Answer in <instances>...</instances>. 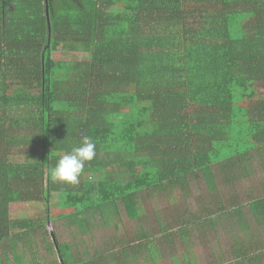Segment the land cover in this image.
<instances>
[{"label":"trees","instance_id":"1","mask_svg":"<svg viewBox=\"0 0 264 264\" xmlns=\"http://www.w3.org/2000/svg\"><path fill=\"white\" fill-rule=\"evenodd\" d=\"M59 50L88 60L56 61ZM58 103L65 108L56 110ZM84 137L97 154L80 183L54 181L56 160ZM255 151L264 153V0H0L2 264H38L34 242L54 219L73 225L89 209L110 217L120 206L138 219L136 198L148 190L174 205V212L154 211L155 236L190 248L202 228L214 233L221 226L214 220L230 212L251 234L248 215L264 226V184L245 206L235 193L227 204L210 193L218 195V178L231 184L224 174ZM12 153L40 163L13 166ZM199 179L209 184V201L192 208L190 184ZM41 194L44 221L9 219V205ZM53 194L63 208L56 217ZM49 235L48 245L40 236L44 251L74 264L56 232ZM127 238L118 240L130 245ZM152 238L134 244L145 264L161 258ZM17 240L29 254L20 255ZM261 250L262 243L242 248L238 241L222 256L238 264ZM187 252L188 264H199ZM99 264H110L107 255Z\"/></svg>","mask_w":264,"mask_h":264},{"label":"rangeland","instance_id":"2","mask_svg":"<svg viewBox=\"0 0 264 264\" xmlns=\"http://www.w3.org/2000/svg\"><path fill=\"white\" fill-rule=\"evenodd\" d=\"M53 59L56 61H87L88 56L86 54H69L62 50L57 51L53 55ZM64 104H56V110H63ZM251 160L241 163L238 168L232 170V173L226 172L233 181L229 184L227 181L218 178L215 183L218 195L215 196V190L210 193L213 198H218L219 202L227 204L235 193L239 198L236 203L238 206L245 205L247 203V195L251 189L256 188L255 186L264 184V153H257V151L251 153ZM9 164L13 166L20 165H34L40 163L39 156L25 155L19 153L9 154ZM232 186L234 191H231ZM25 185L23 189H25ZM192 198L188 201L193 203L192 208L198 206L199 198H206L209 195V184L205 183L204 180L199 179L190 184ZM22 189V190H23ZM27 189V188H26ZM30 191L29 189H27ZM255 190V189H254ZM263 193H260L261 195ZM178 195V194H177ZM41 194V200L33 203H15L9 205L8 216L11 221L25 222L31 225L42 222L46 218V203L43 200ZM51 200L54 201L55 205H52V216L56 217L57 214L63 213V208L59 203V199L56 194H53ZM184 206V204L178 205ZM174 205H168V201L165 197L157 196L152 194L151 191L142 192L136 198V208L138 211V219H130L126 211L122 206L118 211L117 215L112 214L110 217L100 215L98 209H89L82 214L78 219H75L76 224L69 225L67 222L68 218L62 220L54 219L51 222H47L46 226L42 231H39L38 237L34 242L36 253L39 255L38 264H61L58 256L53 253L51 256L43 249V243L41 242L40 236L45 235L48 237V244H51L50 233L56 232L61 243H65L68 247L69 259L74 264H85L90 262L93 264H99V260L102 256L107 255L110 264H145L141 257L136 254L138 247L134 245L142 235L151 236L155 244V248L159 250L160 260L158 264H188V259L185 256L187 251L194 253L195 258L199 264H220L223 263V254L227 256L231 246H235L238 239H246L248 235L251 237L259 230L253 222L252 216L248 215V228L253 233H248L244 225L240 228V219L234 217L230 212V217H226V213L216 218L214 221H218L221 225L215 228L214 233L209 231L210 227L202 228V232L199 233L198 238H193L192 245L190 248H185L181 245V242L176 239L170 241L167 238L155 236L156 232H159L157 225L155 224L154 211L166 214L169 209H172ZM159 210V211H158ZM173 210V209H172ZM184 210V209H182ZM174 212V210H173ZM178 214V211H176ZM79 215V214H78ZM157 222V221H156ZM155 224V225H154ZM116 225H121L122 231L116 229ZM257 234V235H258ZM27 234H24L25 238ZM128 237L130 239V245H122L118 239L121 237ZM255 237V235H254ZM260 242H262V248H264L262 235L259 234ZM31 239H35L30 236ZM127 238V242L129 239ZM118 241V242H117ZM53 244V243H52ZM247 245V244H246ZM245 245V246H246ZM23 242L17 243V249L20 255L29 254L23 247ZM245 246H242L244 248ZM123 253V254H122ZM125 253V255H124ZM6 256L0 254V264L2 260L6 259ZM23 259V256H21ZM119 257L120 260L115 259ZM136 258V260L134 259ZM12 262V260H11ZM16 264V263H15ZM28 264V260L25 261ZM237 264V263H236Z\"/></svg>","mask_w":264,"mask_h":264},{"label":"clouds","instance_id":"3","mask_svg":"<svg viewBox=\"0 0 264 264\" xmlns=\"http://www.w3.org/2000/svg\"><path fill=\"white\" fill-rule=\"evenodd\" d=\"M96 144L89 138L84 137L78 146L61 155L51 169L50 175L54 181L76 186L87 162L96 157Z\"/></svg>","mask_w":264,"mask_h":264},{"label":"crops","instance_id":"4","mask_svg":"<svg viewBox=\"0 0 264 264\" xmlns=\"http://www.w3.org/2000/svg\"><path fill=\"white\" fill-rule=\"evenodd\" d=\"M12 205V204H11ZM242 206H245V205H242ZM253 219V218H252ZM255 225L257 226L258 230H259V234L262 235V240H263V243H264V231H261L262 229H264V226L262 227L261 224L259 223H256L254 222ZM241 228V227H240ZM258 232L255 233V237L254 235L252 236L253 238V241L254 243H256L257 245L259 244V247H260V244L262 242H260V237H259V234ZM242 237H240V239H238L239 243H240V246H245L246 244L252 242L251 241V237L248 235V237H246V239H241ZM18 242H22V240H17L16 243ZM262 253H264V248H262L261 251L258 252V254H256L255 256L251 257V256H248V257H245L243 259H238V264H264V257L262 256ZM244 256V255H243ZM227 259V260H226ZM234 261L235 258H226L224 257L222 261H224V264L227 263V261Z\"/></svg>","mask_w":264,"mask_h":264}]
</instances>
